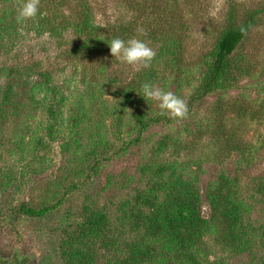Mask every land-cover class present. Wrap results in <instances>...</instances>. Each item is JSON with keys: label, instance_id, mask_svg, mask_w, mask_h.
Masks as SVG:
<instances>
[{"label": "rangeland", "instance_id": "obj_1", "mask_svg": "<svg viewBox=\"0 0 264 264\" xmlns=\"http://www.w3.org/2000/svg\"><path fill=\"white\" fill-rule=\"evenodd\" d=\"M151 1L40 0L36 19L20 24L17 0H0V254L67 264L64 250L77 246L91 264H115L128 244L141 241L161 251L152 264H264V0H169L179 22L161 29ZM82 7L94 25L137 27L134 37L156 52L151 65L136 70L110 49L84 56ZM230 10H257L259 23L229 58L227 86L192 101ZM167 35L176 39V55L174 42L162 45ZM145 82L184 99L187 118L165 115L170 121L142 129L139 114L147 120L159 112L142 97ZM224 179L241 208L243 249L221 242L220 225L209 222L191 263L132 227L134 215L149 213L137 197L160 201L177 181L199 190L208 219L206 194ZM21 206L49 209L29 216ZM99 213L116 240L107 249L100 238L83 246L78 237Z\"/></svg>", "mask_w": 264, "mask_h": 264}, {"label": "trees", "instance_id": "obj_2", "mask_svg": "<svg viewBox=\"0 0 264 264\" xmlns=\"http://www.w3.org/2000/svg\"><path fill=\"white\" fill-rule=\"evenodd\" d=\"M169 0L151 1L149 6H152L155 11L159 12L156 17V25L163 28L168 21H173L178 24L179 15L177 14V4L167 3ZM186 3H191L194 0H182ZM202 2L203 0H196ZM163 2V3H162ZM162 5H161V4ZM175 7V12L169 8ZM149 16L144 17L141 26H146ZM225 28L218 39L214 50L212 51V61L204 72L200 84L195 91L193 100H201L204 97L212 94L220 88H225L229 81L230 72L229 58L237 50L239 45L248 36L250 31L259 23L257 10H247L244 14H238L230 10L226 16ZM79 37L83 39L82 53L84 56L97 54L105 49L109 50L108 43L114 38L128 40L134 37L136 31L134 25L130 23H121L118 26L109 25L100 27L94 25L92 15L85 8H81L79 15ZM244 27L246 33L242 34L240 28ZM157 29V28H155ZM176 31V29H175ZM177 32V31H176ZM156 32L150 33L155 36ZM163 33V32H162ZM164 34V33H163ZM162 45L166 47L167 43H172V53L176 55L178 52L175 46L176 39L173 37L161 38ZM237 70V68H236ZM139 124L142 129H145L149 123H159L160 121H170L163 116H154L142 120V115L139 114ZM221 183L212 191L206 194V201L209 207V218L205 219L201 214L202 197L198 189L190 185L188 182L177 181L171 186L164 189L167 191L164 198L158 201L147 196L139 195L138 200L144 203H149L148 214L134 215L132 222L133 228H143L148 240H161L165 245L178 251L180 260H188L191 263H196L192 248L196 247L201 241L207 230L209 222H216L221 227V242L233 249H243L247 243L245 240V230L243 228V217L241 208L234 200L233 192L231 191L230 182L221 180ZM258 188L264 192V180L259 183ZM49 208L30 209L21 206L20 212L29 216H43ZM108 221L103 214L91 215L79 228L78 237L81 238V243L86 245L90 238L98 239L102 245L111 247L116 240L107 235ZM72 240L67 244H71ZM73 245V244H72ZM83 245V246H84ZM127 254L121 259H118L115 264H152L158 261V256L161 251L156 247L147 244H142L141 241L132 242L127 245ZM159 250V251H158ZM67 264H91L92 259L89 257L86 248H78L77 246H69L64 250ZM29 258L19 252L12 254H0V264H28Z\"/></svg>", "mask_w": 264, "mask_h": 264}, {"label": "clouds", "instance_id": "obj_3", "mask_svg": "<svg viewBox=\"0 0 264 264\" xmlns=\"http://www.w3.org/2000/svg\"><path fill=\"white\" fill-rule=\"evenodd\" d=\"M39 5L40 0H17L16 22L23 24L29 20H35L39 13ZM240 31L242 34L246 33L244 27H241ZM138 33L141 36L147 35L143 29H138ZM108 46L112 57L136 70L148 68L156 56L155 50L147 42L135 37L126 41L121 38H114L108 43ZM142 93L145 100H152L157 103L158 115H166L170 119L176 120L187 118L188 108L185 100L172 91H164L145 82L142 84Z\"/></svg>", "mask_w": 264, "mask_h": 264}]
</instances>
